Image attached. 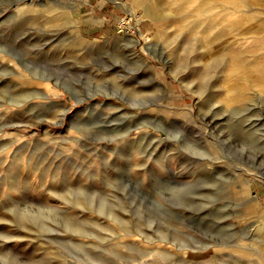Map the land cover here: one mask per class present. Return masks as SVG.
<instances>
[{
	"label": "rangeland",
	"instance_id": "1",
	"mask_svg": "<svg viewBox=\"0 0 264 264\" xmlns=\"http://www.w3.org/2000/svg\"><path fill=\"white\" fill-rule=\"evenodd\" d=\"M0 0V264H264V0Z\"/></svg>",
	"mask_w": 264,
	"mask_h": 264
},
{
	"label": "bare ground",
	"instance_id": "2",
	"mask_svg": "<svg viewBox=\"0 0 264 264\" xmlns=\"http://www.w3.org/2000/svg\"><path fill=\"white\" fill-rule=\"evenodd\" d=\"M135 2H139V3H141L142 1L141 0H134Z\"/></svg>",
	"mask_w": 264,
	"mask_h": 264
}]
</instances>
